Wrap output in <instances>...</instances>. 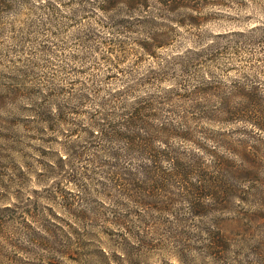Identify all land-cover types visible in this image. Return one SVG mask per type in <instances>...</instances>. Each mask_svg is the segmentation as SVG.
<instances>
[{
  "label": "rangeland",
  "instance_id": "rangeland-1",
  "mask_svg": "<svg viewBox=\"0 0 264 264\" xmlns=\"http://www.w3.org/2000/svg\"><path fill=\"white\" fill-rule=\"evenodd\" d=\"M127 1L0 0V264H264V0Z\"/></svg>",
  "mask_w": 264,
  "mask_h": 264
},
{
  "label": "trees",
  "instance_id": "trees-1",
  "mask_svg": "<svg viewBox=\"0 0 264 264\" xmlns=\"http://www.w3.org/2000/svg\"><path fill=\"white\" fill-rule=\"evenodd\" d=\"M130 5H133V10L136 9V7H134V5H141L140 3H138L137 0H132V2H130L129 0L127 1ZM185 2L184 1H181L180 2H176L175 3H165L164 5H162L160 8L161 10L165 11V12H168V11H172V10H175V9H180V8H183ZM143 7V6H141ZM146 7V6H145ZM143 7V8H145ZM251 105H254L251 101ZM254 116L252 117H255V115H257V112H258V115L261 113L264 115V100H260L259 103H257L256 105H254ZM243 108V107H242ZM245 111L244 113L245 114H252L250 111H248L246 108H243ZM128 110V109H127ZM144 108L142 107H139V106H136L133 108L132 111H129L125 114V120H124V123H121L122 125V128L121 129H117L115 126H111L109 129H106V131H102V134L103 136L105 137H120V139H122L123 142H125L126 146L130 144V140L132 141V144L134 143L135 141V137L134 138H131V136L133 135V129L136 128L141 122L142 120L144 119L145 120V117L146 115L143 114ZM247 116V115H246ZM250 117V118H252ZM132 130V135H130L129 133L131 132ZM136 146H138V149L137 151L140 149L139 147L143 146V145H146L145 142L140 139L138 142L136 141ZM167 150V149H166ZM163 150L161 152L162 154V161L161 162H164L167 164L168 168L166 169H163L161 166H160V170L161 171H164V173H167L166 171H170V170H173L175 169L174 171H171L170 172V175L173 176V177H178L180 175L179 173V170L181 168V166L177 165L176 164V160L174 157H172V155L170 154V152L167 150ZM153 159V157H151ZM154 162L155 159H153ZM197 160H200V159H197ZM154 169H157L159 167H156V165L154 164ZM172 166V167H170ZM144 169L146 170H151V168H148V167H140V170L141 172L144 171ZM196 171V169H194ZM197 173V171H196ZM119 182V181H118Z\"/></svg>",
  "mask_w": 264,
  "mask_h": 264
}]
</instances>
